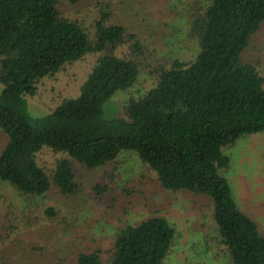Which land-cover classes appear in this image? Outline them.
Instances as JSON below:
<instances>
[{"label":"trees","instance_id":"obj_1","mask_svg":"<svg viewBox=\"0 0 264 264\" xmlns=\"http://www.w3.org/2000/svg\"><path fill=\"white\" fill-rule=\"evenodd\" d=\"M124 1L127 6L128 0L93 4V21L85 26L60 10L80 0H0V129L7 140L0 152V181L28 197L54 189L70 198L78 190L74 163L96 169L122 151L134 152L162 189L209 198L231 264H264V235L239 209L219 172L229 165L224 146L264 131V79L241 57L263 25L264 0L192 1L187 34L195 53L189 59L150 60L153 53L132 28L137 15L131 27L114 17L108 4ZM163 26L153 39L163 40ZM90 52L98 57L78 95L32 116L26 97L37 83ZM142 73L152 79L150 86L125 102L123 116L106 118L105 102L134 86ZM43 148L64 155L50 170L36 158ZM96 191L103 194L108 186ZM37 210L14 220L8 214L0 241L13 239L20 229L66 223L54 207L40 215ZM174 235L164 216L152 215L118 229L106 263L101 250H92L79 252L75 264H163Z\"/></svg>","mask_w":264,"mask_h":264},{"label":"rangeland","instance_id":"obj_2","mask_svg":"<svg viewBox=\"0 0 264 264\" xmlns=\"http://www.w3.org/2000/svg\"><path fill=\"white\" fill-rule=\"evenodd\" d=\"M106 1L64 3L60 10L63 16L87 26L94 16L90 7ZM192 1L128 0L127 6L126 1L108 4L114 17L131 27L132 16L137 15L132 28L145 40L147 53H153L148 55L149 60L154 56L155 59L174 56L189 59L196 51V44L187 34V9ZM176 11L178 15H174ZM160 25H166L162 28L164 38L153 39ZM97 57V53H86L81 59L66 63L54 75L42 78L35 93L26 97L29 113L47 114L63 99L76 97ZM241 57L252 63L264 79V22ZM151 82L142 73L134 86L115 92L103 105L104 116H123L125 102L144 92ZM6 141L0 129V152ZM222 153L228 157L229 165L220 169V174L228 180L239 209L255 221L264 235V131L243 134L224 146ZM63 156L43 148L36 158L50 170L55 160ZM74 172L78 190L70 198L62 197L54 189L28 197L0 181V225L7 222L8 214L14 220L27 210L39 209L36 214L40 215L48 206L66 217V223L58 221L54 228L49 224L47 228L20 229L13 239L11 236L5 242L0 241V264H75L79 252L92 250H101L102 261L106 263L107 251L118 229L152 215L164 216L175 229L173 244L163 264H231L216 232L209 198L184 190L162 189L155 173L134 152L122 151L114 161L96 169L74 163ZM98 185H107L108 191L98 193Z\"/></svg>","mask_w":264,"mask_h":264}]
</instances>
